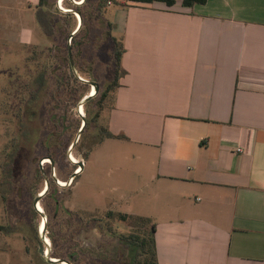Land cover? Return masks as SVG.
I'll use <instances>...</instances> for the list:
<instances>
[{
  "label": "crops",
  "instance_id": "crops-1",
  "mask_svg": "<svg viewBox=\"0 0 264 264\" xmlns=\"http://www.w3.org/2000/svg\"><path fill=\"white\" fill-rule=\"evenodd\" d=\"M118 2L125 137L98 144L137 150L158 264H264V0Z\"/></svg>",
  "mask_w": 264,
  "mask_h": 264
},
{
  "label": "rangeland",
  "instance_id": "rangeland-1",
  "mask_svg": "<svg viewBox=\"0 0 264 264\" xmlns=\"http://www.w3.org/2000/svg\"><path fill=\"white\" fill-rule=\"evenodd\" d=\"M58 1L48 0L42 8L51 31L47 37L37 23L34 0H0V180L2 167L17 161L15 182L21 192V202L14 201L12 206L14 214L5 213L0 195V264H45L38 253L37 228L42 217L30 212L34 197L45 189V179L56 185L51 184L49 195L40 200L50 252L72 260V252L79 251L78 264H108L107 258L121 264L128 253L118 236L126 235L129 228L115 223V235L89 232L90 224L73 214L74 210L98 215L107 210L133 215L145 211L138 206L144 195L135 192L140 185L134 176L141 172L140 161L132 157L137 150L110 140L97 143L110 96L99 119L91 120L110 76L112 43L107 21L113 22L120 6L110 2L98 12L99 0H64L59 3L70 11L65 12ZM110 33L120 37L113 30ZM41 75L44 85H40ZM89 82L96 84V95L81 105L95 90ZM83 119L89 124L78 137ZM48 158L51 162L46 163ZM78 163L83 164V172L78 169L69 183ZM60 181L67 185L61 186Z\"/></svg>",
  "mask_w": 264,
  "mask_h": 264
},
{
  "label": "trees",
  "instance_id": "trees-1",
  "mask_svg": "<svg viewBox=\"0 0 264 264\" xmlns=\"http://www.w3.org/2000/svg\"><path fill=\"white\" fill-rule=\"evenodd\" d=\"M127 1L143 2V3H152L154 1H160V2L165 3L167 6H172L173 4L176 3L177 0H127ZM179 1L181 2L183 6H189V7L193 6L194 4H205L206 2V0H179ZM110 2H113V4H117L119 6H125L124 3L118 2L117 0H99V2L96 4V9L98 10V12H103V9L105 8V6ZM44 6H45L44 0H40L39 5L37 7L36 20L40 28L44 32V34H46V36L49 37L51 31L48 26V21L46 20V15L44 13L45 11H43L42 9ZM74 9L78 10V7H74ZM81 26L82 24L79 25L78 30L81 28ZM107 26L109 28L108 29L109 38L112 43L111 61L109 65L110 66L109 67L110 76H109V81L105 85L101 93V96L97 102L99 106V110H97L92 116L91 120L93 122H96L99 119L100 113H101L100 111L104 109L103 103L108 98V96H110L111 102L107 108V111L112 108L114 97H115V92H116V89L119 87V80L125 74V70L123 69L121 65V58L125 51L124 45H123V39L122 37L117 38L110 33L114 28V24L112 22L107 21ZM86 38L87 36H84L83 38L80 39V41L85 42ZM80 41L77 45H81ZM43 80H44V77L42 78V75H41L40 85H44ZM94 95L96 94L94 93ZM32 97L34 99L35 95L32 94ZM28 102L31 103V101H28ZM88 124H89V120L87 119L86 124L82 129V132L85 130V128L88 127ZM80 128L81 127H79L77 131ZM98 134H99L100 139L98 140L97 143H99L100 141L106 138L107 139L108 138L109 139H120V138L125 137L123 135H114L111 132H109L107 128L103 126L98 127ZM42 145L44 148H48L49 146L46 141H43ZM47 156L50 157L52 160H54V158H52L50 154ZM13 161L14 160L12 159L10 163L5 164L1 170L0 195H1V200L4 204L6 214L8 213L14 214V211L12 210L14 201L21 202V192L19 188H17L16 186L17 184L15 182V174H17L15 170L19 167V165L17 161H15V165H14ZM36 173L39 174V176H41L40 170L38 168H37ZM72 182H73V179H72ZM51 184L54 185V182L52 180H50V185L48 186L44 195L46 196L49 195ZM54 187H56V185H54ZM58 205L59 203L55 199V210H57ZM30 212L32 213L33 216L39 215L36 212V210L33 208V206L30 208ZM73 212H74L73 214L75 218L81 219V220L85 219L88 222V224H90L89 232L97 231L98 233H106L109 235H115L116 233L114 230L115 223L125 225L127 228H129V231L126 235L121 234L118 236L120 243L124 245V247L127 248V253H128L127 257L123 259V262L121 264H158L156 246H155V237H154L155 224L149 218L144 217V216L122 213V212L113 211V210H107L102 215H98L96 212H87V211H80V210L79 211L74 210ZM46 228H47V224H46ZM49 239L53 241V238L51 235L49 236ZM80 255L81 253L79 251L72 252L70 257L74 259L70 260V258H68L66 259V261L69 264H78L80 260ZM50 257L61 259V256L58 253H55L54 251L50 252ZM74 261H76V263H74ZM44 263L45 264H59V263H48L46 261ZM107 263L117 264V261L115 259L107 258Z\"/></svg>",
  "mask_w": 264,
  "mask_h": 264
},
{
  "label": "water",
  "instance_id": "water-1",
  "mask_svg": "<svg viewBox=\"0 0 264 264\" xmlns=\"http://www.w3.org/2000/svg\"><path fill=\"white\" fill-rule=\"evenodd\" d=\"M75 5H79V3H75ZM68 12H70V11H68ZM80 24H81V21H80ZM73 34H74V33H73ZM73 34H72V35H73ZM68 53H69V60L71 61L70 48L68 49ZM71 63H72V62H71ZM71 65H72V64H71ZM83 82H87V81H83ZM89 84L95 87V93H96V91H97L96 84L93 83V82H89ZM91 97H93V96L88 95L87 97H85L84 100L82 101L81 105L83 104L84 101L88 100V99L91 98ZM78 111H79V109H78ZM80 115H81V114H80ZM81 116L83 117V115H81ZM85 124H86V120L83 119V120H82V126L84 127ZM82 126H81V127H82ZM83 127H82V129H83ZM82 129L78 131V137H79L80 133L82 132ZM76 142H77V139H76V141H74V142L71 144V147L69 148V150H72V149H73V147H74V145H75ZM48 159H49V158H48ZM49 161L51 162L50 159H49ZM78 164H79L78 166H79L80 169L82 170L83 164H82V163H78ZM75 175H77V173L74 172L73 175L70 177V179H72L73 176H75ZM48 186H49V184H48L47 180L45 179V190H44V192H43L42 194H38L36 197H34V199H33V201H32L33 208H34V209L36 210V212L42 217V219H44V229H43V231H39V228H37V229H38V234H39V235H38V237H39V240H38V253H39V254L44 258V260H45L46 262H48V263H59V264L67 263V264H69L66 260H64V259H59V258H55L56 261H52V260H51V257H50V249H49L48 245H46V243H45V241H44V240H45V233H46V219L43 217V212L38 211L36 206H37V204H40V200H41L42 196H44L45 191L47 190ZM38 226H39V224H38ZM45 252H47V253H45Z\"/></svg>",
  "mask_w": 264,
  "mask_h": 264
},
{
  "label": "bare ground",
  "instance_id": "bare-ground-1",
  "mask_svg": "<svg viewBox=\"0 0 264 264\" xmlns=\"http://www.w3.org/2000/svg\"><path fill=\"white\" fill-rule=\"evenodd\" d=\"M64 0H60V3L61 2H63ZM75 2V1H74ZM77 3H80V2H77ZM61 9H62V11H65V12H68L69 10H64L62 7H60ZM79 25H80V18H79ZM79 25H78V27H79ZM94 93H95V90L94 89H91V91H90V93H89V95L90 96H93L94 95ZM81 112V113H80ZM79 114H81V115H84V112H83V114H82V108H80V110H79ZM81 126H82V124H81ZM80 126V127H81ZM70 160L72 161V162H77V160H76V158H74L73 156H71L70 155ZM48 161L49 160H46L45 162L46 163H48ZM78 169L80 170V168H79V166H78V168L75 170V173H78ZM58 184H59V182H58ZM60 184H61V186L63 185V186H66L67 185V183H65V182H62V181H60ZM59 184V185H60ZM45 190V189H44ZM44 190L40 193V194H42L43 192H44ZM37 210L38 211H40V212H43V209L41 208V206H40V204H37ZM38 228H39V231H43V229H44V219H42V221L39 223V226H38ZM45 243H46V245H50V242H49V240H48V238L47 237H45ZM45 253H47V252H45ZM51 260L52 261H56V259L55 258H51ZM63 264H67V263H63Z\"/></svg>",
  "mask_w": 264,
  "mask_h": 264
},
{
  "label": "built area",
  "instance_id": "built-area-1",
  "mask_svg": "<svg viewBox=\"0 0 264 264\" xmlns=\"http://www.w3.org/2000/svg\"><path fill=\"white\" fill-rule=\"evenodd\" d=\"M59 2H60V0L58 1V5H59V8H60V3H59ZM60 9H61V8H60ZM238 151H240V149H238ZM79 168H80V167H79ZM77 174H79V173H77ZM68 182L71 183V182H72V179H69Z\"/></svg>",
  "mask_w": 264,
  "mask_h": 264
},
{
  "label": "flooded vegetation",
  "instance_id": "flooded-vegetation-1",
  "mask_svg": "<svg viewBox=\"0 0 264 264\" xmlns=\"http://www.w3.org/2000/svg\"><path fill=\"white\" fill-rule=\"evenodd\" d=\"M48 2V0H44V5H46V3ZM68 57H69V53H68ZM79 173V172H78ZM39 238V237H38ZM41 256V255H40Z\"/></svg>",
  "mask_w": 264,
  "mask_h": 264
}]
</instances>
